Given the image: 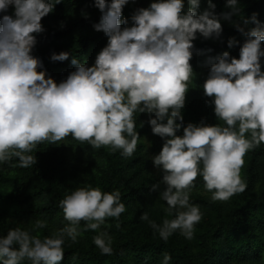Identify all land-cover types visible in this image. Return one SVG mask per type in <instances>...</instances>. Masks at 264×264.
<instances>
[{"label": "clouds", "instance_id": "obj_1", "mask_svg": "<svg viewBox=\"0 0 264 264\" xmlns=\"http://www.w3.org/2000/svg\"><path fill=\"white\" fill-rule=\"evenodd\" d=\"M61 2L0 0V13L10 6L15 9L14 16H0V162L16 158L19 167L29 168L37 163L36 155L30 153L38 145L59 144L69 136L79 144L110 147L130 158L140 138L135 114L147 113L153 134L165 139L152 159L164 173L161 183L166 187L159 199L167 208L162 224L151 220L147 212L140 219L165 242L177 231L192 240L203 218L199 206L190 203L197 178H203L213 202H227L246 190L241 176L244 158L264 143V26L256 13L241 15L239 0H226L231 11L219 15L213 0H207L208 8L201 14L196 11L201 0H154L132 15L131 26L122 27L129 25L128 18L121 19L129 0H95L102 16L94 28L107 35V46L92 66L73 58L75 71L57 83L46 70H39L42 61L32 50L36 34L45 31L42 18ZM234 15L242 21L234 26L246 37L239 58L228 51L209 57L210 73L203 84L223 126L188 123L185 127L181 110L195 75L193 41L198 33L205 39L220 38V17L231 20ZM238 43L236 37L228 40L230 48ZM68 58L67 51L51 55L52 61ZM181 128L182 136L177 135ZM60 207L69 223L51 236L41 239L17 227L0 237V264L25 260L60 264L65 238L76 242L83 232L99 229L107 218H116L119 228V218L126 211L118 190L103 192L91 186L65 196ZM173 212L175 218L168 219ZM46 226L37 220L33 231ZM94 244L102 255L113 254V239L107 232L96 235ZM170 260L165 254L162 264Z\"/></svg>", "mask_w": 264, "mask_h": 264}, {"label": "trees", "instance_id": "obj_2", "mask_svg": "<svg viewBox=\"0 0 264 264\" xmlns=\"http://www.w3.org/2000/svg\"><path fill=\"white\" fill-rule=\"evenodd\" d=\"M150 2L129 0L121 17L122 20L128 18L129 25L122 24V27L131 26L132 15L140 8L150 7ZM213 3L217 15L231 11L226 7V0H213ZM239 7L244 17L256 13L264 26V0H239ZM206 8L207 0H201L197 14ZM5 14L14 16V7L10 6L0 16ZM101 16L95 0H62L57 4L42 18L45 31L36 34L37 43L32 55L42 61L43 67L39 70H46L49 77L60 83L75 71L76 66L71 63L73 58L88 66L94 65L97 55L108 43L107 35L94 28ZM220 19L223 27L220 38L205 39L198 33L193 41L191 64L199 80H206L209 76V57L228 51L232 57L239 58L240 47L246 39L234 26L242 23L240 16L234 15L231 20L221 16ZM231 37H236L239 43L230 48L228 40ZM62 51L69 52L68 60H51L53 53ZM261 65L264 70V57ZM195 98L196 101L185 102L188 114L193 119L203 120L206 125L223 126L215 114L212 98L205 96L204 90L202 96ZM195 102L199 106H193ZM141 122L136 123L138 132L145 131ZM187 124L184 121L185 127ZM177 135H183V128L177 131ZM164 143L165 139L158 135H154L150 147L140 140L130 158L123 157L120 150L103 146L93 149L91 145L79 144L72 138H67L65 149L60 144H40L30 153L36 155L37 163L29 168L19 167L16 158L0 162V204H5L8 211L22 220H43L58 231L69 223L60 207L65 196L82 186L99 188L103 192L118 190L121 202L126 206L119 218L120 227H116V218H110L101 230L85 231L76 242L65 238L64 258L60 264H162L165 254L171 257L169 264H263L264 143L247 153L242 168V179L247 188L233 195L228 202H213L203 178H197L190 192V203L199 206L203 213L197 224L198 237L188 240L177 231L167 242L154 233L147 221L140 219L144 212L158 224L166 218L164 209L167 203L159 199L160 192L166 187L161 183L164 173L152 159L160 153ZM156 184L159 188L153 190L152 186ZM4 187L9 191H4ZM167 218H175V212ZM79 227H84L83 221ZM0 229V237L9 232L5 227ZM100 232H107L112 237V255H102L94 244V237ZM47 234H53L49 227ZM22 264L31 262L25 260Z\"/></svg>", "mask_w": 264, "mask_h": 264}, {"label": "rangeland", "instance_id": "obj_3", "mask_svg": "<svg viewBox=\"0 0 264 264\" xmlns=\"http://www.w3.org/2000/svg\"><path fill=\"white\" fill-rule=\"evenodd\" d=\"M152 2H154V0H151L150 3H152ZM196 75L197 74L195 73L193 80L189 85V91L187 92V96H186V102L187 103L191 102V101H196L195 97L202 96V94H203V84H204L205 80H199V78ZM192 105L193 106H199L197 102L192 103ZM186 107H187V104L185 103L184 108L181 110L182 114L184 116V121H186L188 123H193V124L198 125V126L201 124L206 125V123L203 120L198 121L196 119H193V117H191V114L190 113L188 114V112L186 111ZM134 118H135L136 123L141 122V121L144 122L142 127L145 128V131L139 132V135H140L139 141L140 140L143 141L147 145V147H150L151 142H152V138L154 137L155 134H153V132L151 130V125L149 123H147V121L149 120L148 114L147 113H136ZM136 128H138V127L136 126ZM68 138H72V137L69 136ZM59 144L63 147V149L66 148V145H67L66 140L62 141ZM244 159L246 160V156ZM242 171L243 170H241V176H242ZM82 187H88V186H82ZM3 190L9 191L6 187H4ZM200 192L202 194H206L205 190H201ZM35 221H37V220H27V221L22 220L16 216H14L12 214V212L8 211L6 209L5 204H3V203L0 204V227H5L6 230H11V229H15V228L19 227V228L24 229V230H29L32 235L39 234L41 239H43L44 237H46L48 235L47 234V228L48 227L52 229L53 233L57 231L56 229L52 228V226L47 222H46L47 226L45 228L33 231V225H34ZM109 221H110V218H107L105 224H108ZM198 229L199 228L196 225L195 226V232H194V238L198 237V235H197ZM98 230H101V227ZM83 234H85V232H83Z\"/></svg>", "mask_w": 264, "mask_h": 264}]
</instances>
